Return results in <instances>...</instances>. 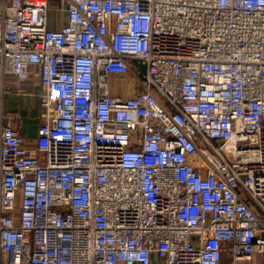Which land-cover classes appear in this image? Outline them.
<instances>
[{"label": "built area", "instance_id": "built-area-1", "mask_svg": "<svg viewBox=\"0 0 264 264\" xmlns=\"http://www.w3.org/2000/svg\"><path fill=\"white\" fill-rule=\"evenodd\" d=\"M0 264H264V0H0Z\"/></svg>", "mask_w": 264, "mask_h": 264}, {"label": "crops", "instance_id": "crops-1", "mask_svg": "<svg viewBox=\"0 0 264 264\" xmlns=\"http://www.w3.org/2000/svg\"><path fill=\"white\" fill-rule=\"evenodd\" d=\"M53 17L58 19L59 14H54ZM64 20V18H63ZM54 28H59V24L54 23ZM28 93L18 96L11 95L6 97V107L13 112H20L23 119L17 123L18 130L29 140H33L40 126V94L41 88L36 84H29L27 86ZM118 91L114 92L117 93ZM8 98V99H7Z\"/></svg>", "mask_w": 264, "mask_h": 264}, {"label": "rangeland", "instance_id": "rangeland-1", "mask_svg": "<svg viewBox=\"0 0 264 264\" xmlns=\"http://www.w3.org/2000/svg\"><path fill=\"white\" fill-rule=\"evenodd\" d=\"M134 64H136L138 66V68H139V71H140L139 75L140 76H143V74L146 72L145 66L141 65L140 64V61H134ZM110 88L112 90V93L118 91L117 93L123 94V92H122V86L120 84H117V85L111 84L110 85Z\"/></svg>", "mask_w": 264, "mask_h": 264}, {"label": "trees", "instance_id": "trees-1", "mask_svg": "<svg viewBox=\"0 0 264 264\" xmlns=\"http://www.w3.org/2000/svg\"><path fill=\"white\" fill-rule=\"evenodd\" d=\"M13 83L15 84V82L13 81Z\"/></svg>", "mask_w": 264, "mask_h": 264}]
</instances>
